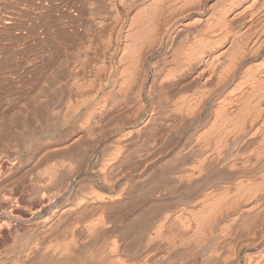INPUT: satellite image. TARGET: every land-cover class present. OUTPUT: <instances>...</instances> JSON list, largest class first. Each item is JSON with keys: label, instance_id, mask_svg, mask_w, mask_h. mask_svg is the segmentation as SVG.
Masks as SVG:
<instances>
[{"label": "bare ground", "instance_id": "bare-ground-1", "mask_svg": "<svg viewBox=\"0 0 264 264\" xmlns=\"http://www.w3.org/2000/svg\"><path fill=\"white\" fill-rule=\"evenodd\" d=\"M0 264H264V0H6Z\"/></svg>", "mask_w": 264, "mask_h": 264}, {"label": "built area", "instance_id": "built-area-1", "mask_svg": "<svg viewBox=\"0 0 264 264\" xmlns=\"http://www.w3.org/2000/svg\"><path fill=\"white\" fill-rule=\"evenodd\" d=\"M6 0H0V28L2 26V23L4 22V14L3 10L5 8Z\"/></svg>", "mask_w": 264, "mask_h": 264}]
</instances>
